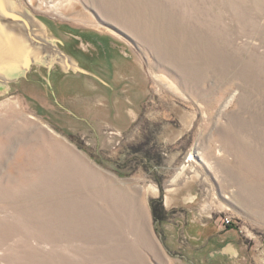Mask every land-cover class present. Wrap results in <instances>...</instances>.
Here are the masks:
<instances>
[{
	"label": "rangeland",
	"instance_id": "1",
	"mask_svg": "<svg viewBox=\"0 0 264 264\" xmlns=\"http://www.w3.org/2000/svg\"><path fill=\"white\" fill-rule=\"evenodd\" d=\"M79 1L98 24L21 0L85 72L0 95V264H197L181 225L211 220L264 262V0ZM95 40L134 60L119 119L89 108Z\"/></svg>",
	"mask_w": 264,
	"mask_h": 264
},
{
	"label": "crops",
	"instance_id": "2",
	"mask_svg": "<svg viewBox=\"0 0 264 264\" xmlns=\"http://www.w3.org/2000/svg\"><path fill=\"white\" fill-rule=\"evenodd\" d=\"M90 38L94 37L90 36ZM93 44L96 45L94 46L95 50L98 47L101 50L100 53H98L99 50L95 51V55L98 53L95 57V71L98 73L97 77L104 87L93 86L92 98L94 99L89 108L96 113L107 110L109 114L104 115L105 120L110 121L111 115L119 119V112L117 111L115 114L114 105L120 98L118 92H124L125 90L129 92L130 90H128L129 83L127 80L131 78L130 74L133 72L134 60L131 55L123 53L122 47L120 49L116 43L106 46L102 41L96 42L95 40ZM110 58L114 62L111 69L106 64ZM98 64L104 65H100V67ZM90 89L92 90V88ZM181 226L187 233L190 232L193 235H190L191 244L190 248L187 249L186 258L195 260L197 264H264V262L257 260L256 255H252L253 246L249 245L244 238H241L243 230L240 227L237 229L227 227L226 230L224 229L225 225L215 220L208 221L203 225L202 222H192L188 225L182 223ZM174 231H176V226L170 228V243L177 239ZM176 259L170 256L168 260L177 264Z\"/></svg>",
	"mask_w": 264,
	"mask_h": 264
},
{
	"label": "water",
	"instance_id": "3",
	"mask_svg": "<svg viewBox=\"0 0 264 264\" xmlns=\"http://www.w3.org/2000/svg\"><path fill=\"white\" fill-rule=\"evenodd\" d=\"M54 57L62 58L63 70L85 72L60 48L47 24L25 7L21 0H2L0 95L8 91L11 82L26 76L36 64L46 63L50 72L55 64Z\"/></svg>",
	"mask_w": 264,
	"mask_h": 264
},
{
	"label": "bare ground",
	"instance_id": "4",
	"mask_svg": "<svg viewBox=\"0 0 264 264\" xmlns=\"http://www.w3.org/2000/svg\"><path fill=\"white\" fill-rule=\"evenodd\" d=\"M29 1L32 4H36L41 9L53 10L55 13L60 14L62 16H66V17L72 18L73 20H80L82 22H85V23H88V24H92V25L93 24H98V22L96 21L95 17L92 15V13L86 11L85 8H83L80 5V1L79 0H57V1L50 0L48 2V4L44 0H29ZM162 82H163L165 87H168V88H170L171 90H173V91H175L177 93H183V90L180 88V86H178L174 82H172L170 80H168V81L167 80H163ZM191 158L193 159V155H191ZM183 169H184V167H183ZM179 175H178V177H179ZM178 177H176L175 180ZM154 189L158 190L156 187H154ZM131 246H133V245H131V244L129 245L128 244V248H127L128 249L127 250L128 251V257H129L128 258L129 261H127V262H130V263H132V258L133 257H131V256H132L133 253H134L133 256H134L135 259L136 258L140 259L139 258L140 256H138V254H136V251ZM134 258H133V260L135 262Z\"/></svg>",
	"mask_w": 264,
	"mask_h": 264
},
{
	"label": "trees",
	"instance_id": "5",
	"mask_svg": "<svg viewBox=\"0 0 264 264\" xmlns=\"http://www.w3.org/2000/svg\"><path fill=\"white\" fill-rule=\"evenodd\" d=\"M153 214H154V217H155L156 220H162L163 217L165 216V213L162 211L161 207H159L157 209L154 206V208H153Z\"/></svg>",
	"mask_w": 264,
	"mask_h": 264
},
{
	"label": "built area",
	"instance_id": "6",
	"mask_svg": "<svg viewBox=\"0 0 264 264\" xmlns=\"http://www.w3.org/2000/svg\"><path fill=\"white\" fill-rule=\"evenodd\" d=\"M226 222L229 223V224H232L233 223V218L231 219V218L227 217L226 218Z\"/></svg>",
	"mask_w": 264,
	"mask_h": 264
},
{
	"label": "snow or ice",
	"instance_id": "7",
	"mask_svg": "<svg viewBox=\"0 0 264 264\" xmlns=\"http://www.w3.org/2000/svg\"><path fill=\"white\" fill-rule=\"evenodd\" d=\"M0 11H2V0H0Z\"/></svg>",
	"mask_w": 264,
	"mask_h": 264
}]
</instances>
